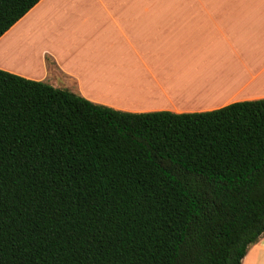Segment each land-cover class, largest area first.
<instances>
[{
  "label": "trees",
  "instance_id": "16d2710c",
  "mask_svg": "<svg viewBox=\"0 0 264 264\" xmlns=\"http://www.w3.org/2000/svg\"><path fill=\"white\" fill-rule=\"evenodd\" d=\"M40 0H0V37ZM264 235V99L126 113L0 70V264H242Z\"/></svg>",
  "mask_w": 264,
  "mask_h": 264
},
{
  "label": "crops",
  "instance_id": "0c3cea01",
  "mask_svg": "<svg viewBox=\"0 0 264 264\" xmlns=\"http://www.w3.org/2000/svg\"><path fill=\"white\" fill-rule=\"evenodd\" d=\"M0 70L134 114L261 100L264 0H40L0 37Z\"/></svg>",
  "mask_w": 264,
  "mask_h": 264
},
{
  "label": "rangeland",
  "instance_id": "374dc122",
  "mask_svg": "<svg viewBox=\"0 0 264 264\" xmlns=\"http://www.w3.org/2000/svg\"><path fill=\"white\" fill-rule=\"evenodd\" d=\"M256 244H257L256 247L257 249L256 251H254L255 254L253 255L251 254V257L249 259V264H264V235H262V237L257 241Z\"/></svg>",
  "mask_w": 264,
  "mask_h": 264
},
{
  "label": "bare ground",
  "instance_id": "6f19581e",
  "mask_svg": "<svg viewBox=\"0 0 264 264\" xmlns=\"http://www.w3.org/2000/svg\"><path fill=\"white\" fill-rule=\"evenodd\" d=\"M246 264H248V263H246Z\"/></svg>",
  "mask_w": 264,
  "mask_h": 264
}]
</instances>
